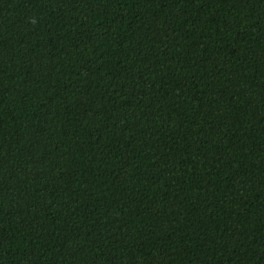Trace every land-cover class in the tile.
<instances>
[{
    "label": "trees",
    "instance_id": "trees-1",
    "mask_svg": "<svg viewBox=\"0 0 264 264\" xmlns=\"http://www.w3.org/2000/svg\"><path fill=\"white\" fill-rule=\"evenodd\" d=\"M0 264H264V0H0Z\"/></svg>",
    "mask_w": 264,
    "mask_h": 264
}]
</instances>
